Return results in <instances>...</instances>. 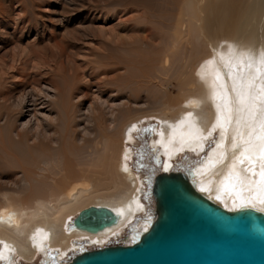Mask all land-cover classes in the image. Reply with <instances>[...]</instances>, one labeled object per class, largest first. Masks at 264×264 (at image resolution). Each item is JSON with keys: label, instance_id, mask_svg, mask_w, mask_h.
<instances>
[{"label": "bare ground", "instance_id": "bare-ground-1", "mask_svg": "<svg viewBox=\"0 0 264 264\" xmlns=\"http://www.w3.org/2000/svg\"><path fill=\"white\" fill-rule=\"evenodd\" d=\"M117 2L115 7L120 12L115 13L119 16L122 3ZM172 4L179 13L173 20L176 24L161 29L162 57L154 65L153 74L144 81L160 99L148 108L146 104L140 107L134 115L121 116L118 111L127 107L128 99L120 98L116 92L106 103L97 97L101 109L106 105L114 113L106 132L108 136L99 142L100 147L94 140L80 146L85 151L73 149L71 146L75 143L70 145L72 155L84 151L81 153L84 156L74 155L76 160H68L64 155L47 159V155L37 150L36 155L32 154L39 146L36 144L33 149L34 143L45 135L40 122L44 120L47 127H43L47 129L50 121L48 115L38 111L31 110L27 115L19 112L12 132L0 129V264H12L18 259L33 262L39 255L42 263H49L55 251L60 262L75 250L105 247L127 229H130L125 240L127 245L137 242L150 226L152 211H147L142 203V182L127 163L130 151L125 149V143L132 141V134L138 128L136 123L149 111L161 121L156 140L149 144L156 158L163 160L161 169L155 172H171L172 161L179 153L203 152L215 132L213 148L202 164L182 171L199 193L224 209L234 211L244 206L264 212V179L260 175L264 171V0H172ZM125 9L124 5L122 11ZM248 15L252 19L248 20ZM115 18L118 19L116 15ZM128 21L121 20L117 26ZM164 22L167 19L159 23ZM103 29L99 31L107 38L103 39L106 42L113 36V44L117 40L146 50L150 48L145 44L150 41L151 33L130 31L128 36L117 38L119 32ZM103 40L98 42L105 45ZM52 47L58 51L57 58L65 55L60 44ZM190 54H194V61L189 60ZM39 57L37 60L42 58ZM102 57L98 55V59ZM41 61L37 62L41 64ZM114 65L98 73L99 85L119 77L115 74L119 69L110 67ZM46 70L52 69L44 68L48 76ZM50 72L48 78L43 77V84L46 93L58 96L56 72ZM169 87L176 93H169ZM81 97L83 100L87 96ZM146 109L148 112L142 113ZM78 113L76 128L80 132L83 130L80 121L89 125L94 111L87 109ZM70 136L77 137L75 133ZM80 140H84L83 136L77 137V142ZM23 150L28 153L22 154ZM7 160L12 162L11 171L6 170ZM14 162L16 173L12 172ZM4 174L12 180L3 178ZM90 206L111 209L119 215L118 223L97 234L75 229L71 225L73 219Z\"/></svg>", "mask_w": 264, "mask_h": 264}, {"label": "rangeland", "instance_id": "rangeland-1", "mask_svg": "<svg viewBox=\"0 0 264 264\" xmlns=\"http://www.w3.org/2000/svg\"><path fill=\"white\" fill-rule=\"evenodd\" d=\"M120 1L122 3V7H120L122 13L118 16L117 14L120 11L116 10L115 6L116 2L120 3ZM124 5L126 9L122 11ZM131 7L132 9L129 11ZM116 11L118 12L117 14L115 13ZM128 12H132V15ZM125 14L128 15L125 16ZM178 14V10L176 13L174 9L172 0H0V129L2 128V132H12L16 125L15 118L19 112H26L27 115L31 110L32 112L38 111L48 115L50 118L47 123L48 134L50 133V135L46 134L47 129L45 128L47 126L45 127L46 123L43 120V123H40L43 130L42 133L45 131V135L40 136L42 140L39 138L34 143L35 145L33 144V149L36 144H39V146L32 151V154L40 151L41 155H47L46 157L44 156L47 159L48 156L51 159L64 155L68 160H76L75 154L80 155H77L78 158L84 156L81 153L85 150L80 146H86L87 143L93 142L91 140H94L100 147L101 143L99 142L105 135L108 136L110 117L114 113L106 105L101 109L97 97L104 103L109 101L108 98L113 99L116 93H119L120 98L128 99L127 107H123L118 111V115L121 116L127 113L134 115L136 114L135 112L141 110L140 107L144 108L146 104V108H148L160 99V95L144 81H146L150 73L153 74V69L156 68V66L153 68L154 65L162 57L160 52L162 47H159V44H161V38L164 35H162L163 30L161 29L167 25H170L169 28L175 26L176 23L174 24L173 20ZM115 15L118 19L115 18ZM251 15H248V20L252 19ZM131 18L136 21L131 22ZM166 19L167 22H164L163 25L159 23ZM121 20L129 21L117 26ZM137 21H140V24L142 22L144 24L138 25ZM101 29H114V31L119 32L117 38L128 36L131 32L143 35L151 33L150 41L145 44L146 46L150 45L151 49H142L136 44L125 41L116 40L113 44V36L111 37L112 39L110 38L111 40L108 39L109 42H106L107 38L99 31ZM122 29H125V31H122ZM104 38L105 40H103ZM101 39L105 45L98 42L99 40L102 41ZM55 43L60 44L64 48L65 55L63 56L64 58H61L62 61L56 56L57 50L54 47L51 48ZM99 46L101 49L97 50ZM132 51L137 54L134 55ZM38 53L39 58H42L37 60ZM53 53H55V57ZM98 55L103 57L98 59ZM189 60H195L194 54H190ZM37 61L42 63L40 64ZM44 62H47L46 64L52 69L50 71L56 72L55 79L59 88V93L57 94L58 96L60 95L59 97L52 93H46L43 77L48 78L51 72L46 70L48 76L45 74L44 68H48V66ZM128 62L131 63L132 68ZM112 63L115 65L110 67L119 69L115 73L119 77L99 85L96 78L98 73L104 70L108 71V67ZM38 66L40 68H37ZM62 66L64 67L62 68ZM112 75L114 73L110 76ZM175 91L169 87V93L175 94ZM82 95L87 97L82 100ZM95 101H97L96 104ZM87 109L94 111V119L87 126L80 121L81 130H83L79 132L76 128V117H78L79 111L82 114ZM148 110L146 109L142 113H146ZM51 120H53V123ZM136 124L138 128L132 134V141L125 143V149L130 151L127 163L142 182L141 200L147 211L149 210L151 213L153 206L150 194L152 174L155 169H161L163 160H160L159 163L155 154L154 158L151 157V154L155 152L151 150L149 144L153 139L154 141L156 140V135L161 129V121L152 115V111H149L143 117V120H139ZM72 133H75L77 137L80 136V138L83 136L84 140L77 142V137L70 136ZM63 138L64 140H62ZM216 138L217 134L214 132L213 136L205 144L206 150L199 154L191 152L179 153L172 161L171 170L182 171L186 168L192 170L194 167L200 166L207 153L213 148ZM47 142L51 145L47 144ZM70 145H73L71 147L73 149L76 148L77 151L79 148L84 151L77 152L75 150L77 153L74 152V155H72L73 152ZM24 153L28 152L24 151L22 154ZM29 153L31 155V152ZM7 161L9 166L6 165V170L11 171L10 164L12 162ZM13 165L11 166L17 167L16 163ZM13 167L12 172H18L17 168L14 169ZM2 177L12 180V177L6 174L2 175ZM0 187L2 188V184ZM128 230L130 229H127L120 238L110 241L105 246L127 245L125 240ZM82 245L88 248L84 243ZM91 249L94 248L86 250ZM73 252L72 254L69 253L60 262L56 260L58 253L55 251L52 253L53 257L49 263H42L43 260L39 255L33 262H25L22 259H18L12 264H63L76 254L83 252V250H75Z\"/></svg>", "mask_w": 264, "mask_h": 264}, {"label": "water", "instance_id": "water-1", "mask_svg": "<svg viewBox=\"0 0 264 264\" xmlns=\"http://www.w3.org/2000/svg\"><path fill=\"white\" fill-rule=\"evenodd\" d=\"M150 194L152 220L137 242L86 250L63 264H264V212L224 209L184 171L155 172ZM118 220L111 209L90 206L71 225L97 234Z\"/></svg>", "mask_w": 264, "mask_h": 264}, {"label": "snow or ice", "instance_id": "snow-or-ice-1", "mask_svg": "<svg viewBox=\"0 0 264 264\" xmlns=\"http://www.w3.org/2000/svg\"><path fill=\"white\" fill-rule=\"evenodd\" d=\"M260 175H261L262 179H264V171H262Z\"/></svg>", "mask_w": 264, "mask_h": 264}, {"label": "flooded vegetation", "instance_id": "flooded-vegetation-1", "mask_svg": "<svg viewBox=\"0 0 264 264\" xmlns=\"http://www.w3.org/2000/svg\"><path fill=\"white\" fill-rule=\"evenodd\" d=\"M85 244V243H84Z\"/></svg>", "mask_w": 264, "mask_h": 264}]
</instances>
